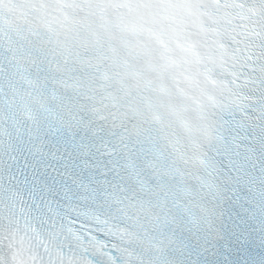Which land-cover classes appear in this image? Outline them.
Here are the masks:
<instances>
[{
    "label": "snow or ice",
    "instance_id": "1",
    "mask_svg": "<svg viewBox=\"0 0 264 264\" xmlns=\"http://www.w3.org/2000/svg\"><path fill=\"white\" fill-rule=\"evenodd\" d=\"M0 264H264V0H0Z\"/></svg>",
    "mask_w": 264,
    "mask_h": 264
}]
</instances>
